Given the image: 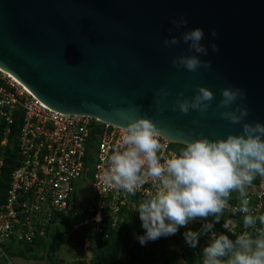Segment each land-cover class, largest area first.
Instances as JSON below:
<instances>
[{"label":"water","instance_id":"obj_1","mask_svg":"<svg viewBox=\"0 0 264 264\" xmlns=\"http://www.w3.org/2000/svg\"><path fill=\"white\" fill-rule=\"evenodd\" d=\"M180 17L188 23L176 31ZM196 27L219 50L200 57L209 69H177L171 61L191 54L188 45L163 41ZM0 69L67 117L123 128L145 118L179 145L236 135L241 125L223 120L216 104L220 89L242 88L246 122L264 123V0H0ZM198 86L214 93L206 113L172 111Z\"/></svg>","mask_w":264,"mask_h":264},{"label":"clouds","instance_id":"obj_2","mask_svg":"<svg viewBox=\"0 0 264 264\" xmlns=\"http://www.w3.org/2000/svg\"><path fill=\"white\" fill-rule=\"evenodd\" d=\"M171 23L180 31L188 22L180 17ZM210 34L216 37L214 30ZM204 38V30L196 27L182 32L179 40L175 36L165 39V46L184 42L191 53L174 57L172 65L188 72L209 69L211 61L200 57H207L209 48L212 53L219 49L215 43L205 45ZM160 94L168 95L165 89ZM177 95L183 97V93ZM220 96L216 109H224L220 112L223 120L241 125L239 134L192 139L183 142L178 151L162 156L159 130L149 119L140 118L121 130L120 144L108 157L102 179L105 185L132 195L146 180L155 182L154 191L134 210L143 229V234L134 238L142 247L200 221L199 230L188 229L182 234L186 245L193 249L201 236L208 237L200 264H264V212L251 206L253 195L264 198V190L251 191L257 179L264 189V123L246 122L249 110L244 103V89L228 86L220 89ZM214 98L211 90L198 86L191 99H177L172 111L203 114ZM233 194L238 200L233 212L241 215L243 228L235 238L216 231Z\"/></svg>","mask_w":264,"mask_h":264},{"label":"built area","instance_id":"obj_3","mask_svg":"<svg viewBox=\"0 0 264 264\" xmlns=\"http://www.w3.org/2000/svg\"><path fill=\"white\" fill-rule=\"evenodd\" d=\"M19 121L18 131H14ZM119 127L93 116H64L37 101L8 73L0 69V176L6 149L12 148L14 135L17 163L12 171L5 202L0 204V264H14L8 248L46 241L48 230L67 218L73 205L77 183L91 177L85 200V212L92 222L100 224L109 212L113 226L120 210L127 206L132 194L104 184L102 172L108 157L120 144ZM162 156L177 151L175 144L160 136ZM154 181L146 180L136 195L146 198L154 191ZM262 181H254L252 192L261 189ZM79 197L75 203L79 206ZM252 207L264 212V198L252 196ZM236 194L223 216L225 232L235 238L243 230ZM99 217V218H97ZM193 222L183 232L195 228ZM205 245L208 237L203 236ZM185 247H188L185 243Z\"/></svg>","mask_w":264,"mask_h":264},{"label":"trees","instance_id":"obj_4","mask_svg":"<svg viewBox=\"0 0 264 264\" xmlns=\"http://www.w3.org/2000/svg\"><path fill=\"white\" fill-rule=\"evenodd\" d=\"M19 121L14 128L18 131ZM10 142H14L12 148L6 149L5 161L2 167L0 176V204L5 202V193L8 188V183L12 171L17 163V147L15 137H10ZM177 151L182 145L175 144ZM78 197L75 194L74 203L67 218L60 217V224L48 230L45 234L46 241L42 240L33 244H25L17 248H8L7 251L10 256H28L33 260H38L41 257V252H47L48 257L53 261L52 255L57 252L62 244L63 239L70 233L72 226L86 224L83 235L86 234L88 241L94 244L93 259L91 264H157L159 262L158 249L163 248L166 238H160L157 241L149 242L152 244V250L141 254L136 252L137 246L133 240L136 227L139 224L138 213L132 210L131 206H137L138 202L143 199L138 195H130L127 206L123 207L119 212V218L116 225L113 226V219L104 212V217L98 225L92 222L85 212V200L79 201V207L76 208L75 203ZM225 214V212H224ZM224 216V215H223ZM223 228V218L220 224L216 225V231H221ZM191 230L196 231L195 228ZM183 228H181L175 235L174 239L176 246L181 249L180 254L173 259L166 260V264H200L202 247L199 246L193 249L185 247L183 239ZM201 236L200 238H202ZM203 241V240H201ZM84 240L80 237L77 243L78 256L82 257V247ZM17 249V250H15ZM159 257V258H158ZM174 261L171 263V261Z\"/></svg>","mask_w":264,"mask_h":264},{"label":"rangeland","instance_id":"obj_5","mask_svg":"<svg viewBox=\"0 0 264 264\" xmlns=\"http://www.w3.org/2000/svg\"><path fill=\"white\" fill-rule=\"evenodd\" d=\"M177 149V147L175 146ZM91 181V177H86L83 180H80L77 183L76 187V195L79 197V200L81 201L86 200L87 194L89 191V184ZM85 202V201H84ZM79 207V206H78ZM132 210L135 209V207L131 206ZM138 217V216H137ZM139 218V217H138ZM140 221V220H139ZM86 224L83 225H76L72 226L70 233L63 239V244L61 248L54 252L52 255L53 261L48 257L47 252H41V258L38 260H33L28 256L21 257V256H13L12 260L14 264H91L93 259V248L94 244L87 240L86 234L83 235L84 227ZM142 235L143 229L141 228V222L136 227V232L134 233L133 240L136 243L137 249L136 252L141 254V257L145 255V253H149L152 250V244L148 243L145 246H141L138 241L134 238L135 235ZM80 237L83 238L84 244L82 247V257L80 258L78 256V250H77V243L80 239ZM200 238L199 240V246L204 248L205 240ZM17 250V249H15ZM181 252V249L176 246V242L174 239V236H170L166 238L165 245L163 248L158 249V257L159 262L157 264H166V260H170L171 258L175 260V256L179 255ZM171 261L173 263L174 261Z\"/></svg>","mask_w":264,"mask_h":264}]
</instances>
